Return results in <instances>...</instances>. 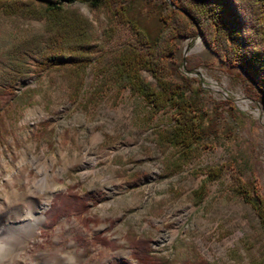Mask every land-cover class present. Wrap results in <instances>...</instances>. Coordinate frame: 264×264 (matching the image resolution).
I'll return each mask as SVG.
<instances>
[{
  "label": "rangeland",
  "instance_id": "1",
  "mask_svg": "<svg viewBox=\"0 0 264 264\" xmlns=\"http://www.w3.org/2000/svg\"><path fill=\"white\" fill-rule=\"evenodd\" d=\"M130 2L144 22L161 28L151 3L162 0ZM72 6L92 23L91 61L71 72L66 65L41 69L29 59L28 77L18 82L13 95L0 99L5 128L0 135V207L19 205L28 195L40 202L48 198L44 224L21 256L36 264L41 252L58 256L73 244L83 255L79 264H109L120 258L134 262L128 231L151 238L153 252L172 264H252L264 256L259 219L234 190L239 181L252 180L264 199V122L255 115L258 110L264 114V95L260 100L251 97L239 67L219 57L185 17L172 14L162 32L166 37L177 34L170 38L172 52L165 58L169 75L180 82L182 75L195 78L203 88L204 108L217 110L221 128L178 171L166 173L165 159L176 150L162 148L155 130L171 121L172 110L152 114L141 96L105 77L108 59L119 47L131 43L145 48L138 33L104 6L78 1ZM186 31L192 35H180ZM35 35L44 38L43 20L0 12V69L16 44ZM196 41L203 46L199 52L190 48ZM143 76L151 79L146 71ZM217 167L219 176L206 183L197 200L193 190ZM71 184L81 194L100 196L86 212L99 222L86 224L69 213L47 227L45 210L52 197ZM18 210L1 216L0 227L17 228ZM97 234L111 244L94 240ZM1 242L11 247V242ZM10 262L18 264L9 257L2 264Z\"/></svg>",
  "mask_w": 264,
  "mask_h": 264
},
{
  "label": "trees",
  "instance_id": "2",
  "mask_svg": "<svg viewBox=\"0 0 264 264\" xmlns=\"http://www.w3.org/2000/svg\"><path fill=\"white\" fill-rule=\"evenodd\" d=\"M76 1L91 7L104 6L112 10L113 15L118 12L138 33V40L145 48L131 43L119 47L108 59L105 77L116 87H128L141 96L152 114L172 110L171 121L155 130L162 148L170 146L176 150L175 155L165 159L166 173L178 171L201 150L206 139L217 136L221 128L217 110L204 108L203 88L195 83V78L182 75L183 82H180L169 75L165 58L172 52L170 38L177 34L166 37L162 32L170 24L172 14L185 17L219 57L239 67L252 90L251 97L260 100L264 95V0H171L172 4L162 0L159 4L151 3L161 26L157 32V25L144 22L131 0H0V12L41 19L45 27L44 38L35 35L11 49L6 65L0 69V99L13 95L18 82L28 77L32 70L29 59L41 69L66 65L71 72L81 71L91 61L95 45L92 23L72 6ZM163 6L170 10L165 11ZM190 33L186 31L180 35H192ZM143 71L148 72L151 79L145 78ZM3 123L0 120V135L5 129ZM219 169L212 168L193 190L197 200L202 199L206 183L219 176ZM76 187L71 184L65 192L54 194L45 210L47 227L69 213L81 217L86 224L99 222L98 216H88L86 212L100 196L89 192L81 194ZM234 190L252 206L264 232V199L254 190L253 181H239ZM92 238L105 245L111 244L108 237L101 234ZM126 240L134 262L120 258L109 264H172L169 258L153 252L151 238L128 231ZM252 264H264V256Z\"/></svg>",
  "mask_w": 264,
  "mask_h": 264
},
{
  "label": "bare ground",
  "instance_id": "3",
  "mask_svg": "<svg viewBox=\"0 0 264 264\" xmlns=\"http://www.w3.org/2000/svg\"><path fill=\"white\" fill-rule=\"evenodd\" d=\"M186 47H188V45H186ZM190 48L191 51L199 52L203 46L200 41H196L193 47ZM255 115L260 117L264 122V114L260 113L259 110L255 112ZM40 182L45 186L46 179L43 177ZM47 203L48 198L40 202L36 196L28 195L19 205L16 204L9 209L0 207V217L12 214L14 209H19L18 211L21 214V219L16 223L18 225L17 228L3 229L0 227V264L8 257L12 258V260L18 264H28L25 257L21 256V253L29 239L35 236L38 225L44 224L45 216L42 211ZM2 240L11 242V247L1 242ZM82 257L83 255L77 254L74 245L71 244L67 250H64L63 254L56 256L51 255L49 252H41L35 256V261L36 264L40 262H43V264H79ZM8 264L12 263L10 262Z\"/></svg>",
  "mask_w": 264,
  "mask_h": 264
},
{
  "label": "water",
  "instance_id": "4",
  "mask_svg": "<svg viewBox=\"0 0 264 264\" xmlns=\"http://www.w3.org/2000/svg\"><path fill=\"white\" fill-rule=\"evenodd\" d=\"M171 3V2H170ZM172 4V3H171Z\"/></svg>",
  "mask_w": 264,
  "mask_h": 264
}]
</instances>
